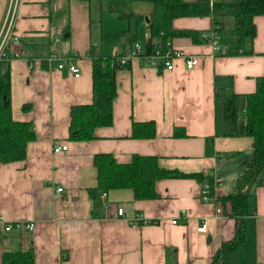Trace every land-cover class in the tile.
Listing matches in <instances>:
<instances>
[{
  "label": "crops",
  "instance_id": "0c3cea01",
  "mask_svg": "<svg viewBox=\"0 0 264 264\" xmlns=\"http://www.w3.org/2000/svg\"><path fill=\"white\" fill-rule=\"evenodd\" d=\"M10 5H15L14 34L22 53L8 62L12 115L32 122L35 138L25 159L0 162V215L35 227L7 231L0 223V264L5 251L17 249L32 250L35 264H210L238 226V219L229 215L230 206L216 197L236 192L243 162L253 159L251 136L207 140L216 131L215 75L233 76L238 93L256 90V78L264 73V15L255 17L252 54H230L226 35L219 38V54L209 42L174 36L175 46L201 57L197 66L186 69L179 61L172 70H159L134 59L128 67L117 68L112 123L96 127L92 139L77 140L69 137L70 112L73 105L93 100L89 51L94 46L104 56L122 53L128 44L115 43L118 34L105 38V15L118 25L116 20L124 19L98 0H0V31ZM131 9L148 17L154 4L137 0ZM68 15L71 29L65 39ZM226 22L230 30L232 17ZM139 26L137 40L146 42V20ZM173 27L205 35L211 17H179ZM54 51L72 56L81 74L76 77L57 62H47ZM150 120L156 123V136L133 138L132 123ZM176 127L186 136H173ZM62 144L68 149L55 152L54 146ZM97 153H111L119 163L131 162L134 154L155 155L161 168L202 171L217 185L208 201L201 198L207 181L180 177L157 180V198L137 199L132 188L91 195L89 189L98 186ZM255 193L246 239L225 252L221 264H264V184ZM119 207L125 210L123 216ZM138 215L147 222L135 223ZM204 217L207 229L198 231Z\"/></svg>",
  "mask_w": 264,
  "mask_h": 264
},
{
  "label": "trees",
  "instance_id": "16d2710c",
  "mask_svg": "<svg viewBox=\"0 0 264 264\" xmlns=\"http://www.w3.org/2000/svg\"><path fill=\"white\" fill-rule=\"evenodd\" d=\"M108 4V11L128 22L123 31L128 35L126 44L138 39L137 27L145 19L150 30L149 42L160 37L189 36L196 43L209 42L213 37L226 35L231 45L230 54H252L253 41L257 33L255 17L264 15V0H140L151 1L154 10L148 17L135 14L131 5L137 0H98ZM67 10L69 7L67 6ZM211 17V28L203 35L200 31L173 27V20L179 17ZM232 17L231 29L226 18ZM70 18L63 29V38L70 37ZM120 42V40L118 41ZM148 42V43H149ZM125 44V45H126ZM217 51V54L222 53ZM119 54L101 55L92 46L93 100L88 104L71 107L69 137L89 140L95 137L98 126L109 125L113 121V102L117 95L115 71L121 66ZM9 61L0 60V162L8 163L26 158L28 143L35 138L32 122L17 121L13 118L11 107V75ZM215 124L216 131L207 140L216 136L253 137V159L244 161L236 183V192L219 195L216 201L230 206L229 215L238 219L233 238L222 243L210 264H221L225 252L235 250L246 239V218L256 209L255 189L264 184V73L256 78V90L251 93H238L234 89L231 75H215ZM26 109V105L23 107ZM176 127L173 136H186ZM156 136V123L153 120L132 123L133 138H153ZM94 164L98 170V186L89 189L91 195L98 191L114 188H132L135 198L151 199L159 195L156 182L162 178H196L207 181L213 194L214 179L204 172L184 173L179 170L161 168L158 156L134 154L131 162L119 163L111 153H97ZM3 264H35L32 250L5 251Z\"/></svg>",
  "mask_w": 264,
  "mask_h": 264
},
{
  "label": "built area",
  "instance_id": "2783aa9c",
  "mask_svg": "<svg viewBox=\"0 0 264 264\" xmlns=\"http://www.w3.org/2000/svg\"><path fill=\"white\" fill-rule=\"evenodd\" d=\"M15 26V5H10L7 10L5 20L0 31V60L10 61L12 58L19 57L21 53L20 42L17 35L14 34ZM150 30L146 34L147 41L136 40L131 44H128L124 51L120 54L118 61L121 66H128L134 59H138L142 64L154 67L159 70H172L179 61H182L186 69H192L200 63L201 57L199 55L186 53L183 49L175 46L171 38H164V32L160 33V37H156L152 42H149ZM206 36V34H205ZM149 42V43H148ZM209 43L213 45L216 51L222 49L219 45V37H213ZM47 62L50 64L57 62V66L60 69H66L74 76L78 77L81 74V68L74 61L72 56L62 57L58 51L50 53L47 57ZM68 149L67 144L55 145L54 151H64ZM217 183H214L216 187ZM62 187H58V191L62 190ZM211 185L205 183L201 192V198L204 201L210 199ZM221 210V209H217ZM125 210L123 207L118 208V214L123 216ZM145 218L142 215H138L135 223L147 222L143 221ZM178 219H174L173 222L177 223ZM133 222V223H134ZM0 223H4V229L9 231L14 227H26L27 229H34L35 225L32 222L15 221L9 222L2 215H0ZM207 229V218L204 217L201 225L198 227V231H205Z\"/></svg>",
  "mask_w": 264,
  "mask_h": 264
},
{
  "label": "rangeland",
  "instance_id": "374dc122",
  "mask_svg": "<svg viewBox=\"0 0 264 264\" xmlns=\"http://www.w3.org/2000/svg\"><path fill=\"white\" fill-rule=\"evenodd\" d=\"M114 15V14H113ZM105 31H106V39H108V33L111 35L113 33L118 34V37H116V42H118V40H120L119 44L121 45L125 40H127L128 35H126L125 33H123V29H127L128 28V22L125 20H118L119 25L115 24L114 21L115 20H109L108 16L105 15ZM142 27L138 26V31L141 30ZM140 36V35H139ZM143 36V35H142ZM142 36L139 37V39H142Z\"/></svg>",
  "mask_w": 264,
  "mask_h": 264
}]
</instances>
